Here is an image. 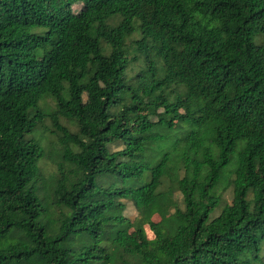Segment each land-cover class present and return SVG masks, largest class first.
<instances>
[{
	"label": "trees",
	"instance_id": "1",
	"mask_svg": "<svg viewBox=\"0 0 264 264\" xmlns=\"http://www.w3.org/2000/svg\"><path fill=\"white\" fill-rule=\"evenodd\" d=\"M0 264H264V0H0Z\"/></svg>",
	"mask_w": 264,
	"mask_h": 264
},
{
	"label": "rangeland",
	"instance_id": "2",
	"mask_svg": "<svg viewBox=\"0 0 264 264\" xmlns=\"http://www.w3.org/2000/svg\"><path fill=\"white\" fill-rule=\"evenodd\" d=\"M73 9H78V6H73ZM39 107L43 110L44 113L48 114L54 110V102L51 99H44L40 101ZM58 122L63 126L67 127L70 131L74 132L75 127L69 123L67 120L60 118ZM39 138L41 140V145L45 150V157L40 160L39 167L41 168L44 176L48 177L51 173L55 171V165L53 164L54 153L59 149L58 137L59 133L56 132L55 128L52 125L51 118L46 116L38 125ZM174 198L179 202L180 195L179 193H174ZM223 198L228 202L230 201V191L227 190L223 193ZM124 215L130 219H134L136 216V211L132 203L126 202V210ZM155 221L159 220V217H154ZM146 233L149 238L152 237V234L148 228H146Z\"/></svg>",
	"mask_w": 264,
	"mask_h": 264
}]
</instances>
